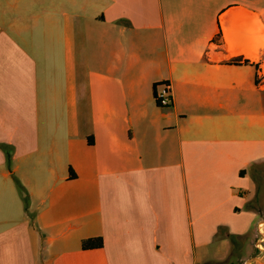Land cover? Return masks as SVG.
Segmentation results:
<instances>
[{
    "label": "crops",
    "instance_id": "0c3cea01",
    "mask_svg": "<svg viewBox=\"0 0 264 264\" xmlns=\"http://www.w3.org/2000/svg\"><path fill=\"white\" fill-rule=\"evenodd\" d=\"M263 224L264 0H0V264L217 263Z\"/></svg>",
    "mask_w": 264,
    "mask_h": 264
},
{
    "label": "rangeland",
    "instance_id": "374dc122",
    "mask_svg": "<svg viewBox=\"0 0 264 264\" xmlns=\"http://www.w3.org/2000/svg\"><path fill=\"white\" fill-rule=\"evenodd\" d=\"M261 227H264V224ZM232 241L233 246L229 247V253L224 261L206 264H250L256 260L264 261V241L261 235L257 237L252 235L247 237V240L240 238ZM256 254H260L259 257H251Z\"/></svg>",
    "mask_w": 264,
    "mask_h": 264
},
{
    "label": "built area",
    "instance_id": "2783aa9c",
    "mask_svg": "<svg viewBox=\"0 0 264 264\" xmlns=\"http://www.w3.org/2000/svg\"><path fill=\"white\" fill-rule=\"evenodd\" d=\"M159 88V92L156 90V97L158 104L162 107H168L172 104L171 89L168 83L159 84L156 89Z\"/></svg>",
    "mask_w": 264,
    "mask_h": 264
},
{
    "label": "trees",
    "instance_id": "16d2710c",
    "mask_svg": "<svg viewBox=\"0 0 264 264\" xmlns=\"http://www.w3.org/2000/svg\"><path fill=\"white\" fill-rule=\"evenodd\" d=\"M236 63L238 64V60H236ZM244 63L249 64V61L245 60ZM157 86H159V84H156L154 86V88H155V99H156V102L158 104V100L156 97V87ZM103 245H104V243H103V239L101 237L83 240L82 244H81V246L84 250L99 249V248H102Z\"/></svg>",
    "mask_w": 264,
    "mask_h": 264
}]
</instances>
